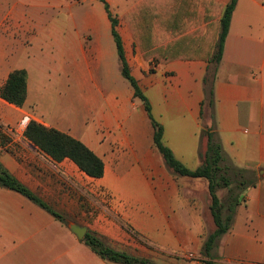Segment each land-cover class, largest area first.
<instances>
[{"label": "crops", "instance_id": "0c3cea01", "mask_svg": "<svg viewBox=\"0 0 264 264\" xmlns=\"http://www.w3.org/2000/svg\"><path fill=\"white\" fill-rule=\"evenodd\" d=\"M69 1L0 5V89L12 72L28 74L23 107L0 97V163L63 218L0 187V264H104L70 232L73 223L132 257L155 261L157 252L196 254L214 230L207 181L176 176L158 153L144 105H136L132 86L121 81V69L119 74L113 69L118 52L102 3L75 0L89 7L71 13L67 26L58 9ZM105 1L118 19L131 75L164 128V144L196 170L206 150L203 80L218 37L208 27L215 16L219 20L216 4L231 0ZM48 87L103 99L95 123L42 116L50 109L44 103ZM214 97L221 167L238 171L247 185L225 234L226 256L218 263L249 256L247 261L264 264L255 245L264 239V0H238ZM32 120L84 143L104 162V177L91 178L71 160L56 162L41 152L24 136Z\"/></svg>", "mask_w": 264, "mask_h": 264}, {"label": "trees", "instance_id": "16d2710c", "mask_svg": "<svg viewBox=\"0 0 264 264\" xmlns=\"http://www.w3.org/2000/svg\"><path fill=\"white\" fill-rule=\"evenodd\" d=\"M109 15L112 24V35L116 43L118 56L121 63L122 76L130 83L134 91V98L139 99L144 105L148 114L152 128L154 130L153 143L158 153L163 158L166 166L172 173L179 177L191 179H203L208 183V194L210 197V212L214 222V230L206 238L200 254L206 258L204 264H217L213 254L217 242L221 236L227 234L231 228L235 202H231L227 207L220 200L218 191L229 186V181L225 177V171L221 167L224 159L222 147L216 138L215 133V97L214 86L217 77L219 65L223 59L226 37L229 32L233 13L236 9L238 0H231L227 5L216 4L219 11V20L215 16L209 17L212 20L209 30L215 28L218 31V37L215 39L212 56L209 60V67L204 77L205 99L202 102V120L206 125L202 137L206 140V150L200 153L202 165L196 170H191L176 159L172 150L163 142L164 128L158 123L153 115L152 108L148 98L144 95L137 80L131 75L130 68L125 59V53L121 38L117 32L118 19L112 16L108 3L105 0H99ZM218 20V21H217ZM0 97L16 107H23L28 97V74L26 70H16L12 72L2 89ZM207 123H209L207 125ZM24 136L31 141L41 152L51 157L56 162L69 159L74 162L78 168L91 178L101 179L104 177L105 165L93 151L84 143L56 129H50L44 125L30 121L24 132ZM254 186V184L252 185ZM0 187L15 191L41 208L48 211L56 219L63 222V218L53 211L46 203L31 193L25 186L19 183L0 163ZM225 208L227 213H225ZM84 242L96 253L103 261L110 264H148L149 262L140 258L132 257L124 252H117L108 247L104 240L90 233L84 239Z\"/></svg>", "mask_w": 264, "mask_h": 264}, {"label": "rangeland", "instance_id": "374dc122", "mask_svg": "<svg viewBox=\"0 0 264 264\" xmlns=\"http://www.w3.org/2000/svg\"><path fill=\"white\" fill-rule=\"evenodd\" d=\"M129 2V1H127ZM0 5H2V0H0ZM102 11H105L103 4L100 5ZM89 4H75V0H71V2H67L66 4H63L62 8H59L58 11H60V19L65 23V25H69V19L71 18V13L73 15L77 14L79 15V12L88 9ZM1 10V8H0ZM55 12H57L55 10ZM80 19H78L79 22ZM114 66L113 69L115 70L116 73H120V69H121V65L118 59V54H116L114 60ZM101 75L104 76V67L101 68ZM101 79V78H100ZM102 81V79H101ZM123 83L126 84L127 87H131L130 83L125 79L122 78L121 80ZM47 84H49V82H47ZM95 82L92 83V85H94ZM103 83H100V85H102ZM50 89V87H48ZM46 92H44V103L46 108L50 107V109H44V115L42 116H46V117H54V116H62V117H67L68 119H72L74 116H78L81 119H85L87 122L89 121L90 123H88V126H92L95 122V117L96 115V109L100 108L102 106V102L103 99L101 98H89L87 96H82L81 93L79 91L76 92L75 95H73V93L68 92V89H64L59 91L54 90V89H50L47 93V95H45ZM136 105L138 107H140L142 105L140 100H136ZM88 109V111H85L86 108ZM46 110V111H45ZM103 132H99V134L101 135ZM102 138L104 139V135L102 134ZM223 168V167H222ZM225 177L227 178V180L229 181V186L225 187L224 184L222 185V188L218 191V196L220 198V200L225 204V206L227 207L228 205H230V202L233 200L235 202V197H237L238 200H242L243 198V192L245 190V188L247 187L246 183L243 184V182H245L244 178L242 176H240V173L236 170H234L233 168H228V172L225 173ZM199 181V180H197ZM243 181V182H242ZM251 181V180H250ZM232 199V200H231ZM203 200V199H202ZM225 213H227L226 208H225ZM208 228V227H207ZM211 231V229H210ZM230 231V230H229ZM226 236H221L217 242V245L215 247V253L214 256L216 258V263H218V261L222 258H224L226 256V252H225V248L223 246V244L226 242ZM255 245L257 246L256 248L259 249V254L263 253V257H264V239H258L255 240ZM184 252L183 251H178L175 252L173 251L172 254L174 255H169L167 253H162V252H157L158 255V259L153 261V260H148V259H143L148 261V264H185V261L183 258L178 257L179 255H182ZM193 255H196L198 257H200L201 260V264H204V261L206 260V258L204 256H202L200 254V251L197 252L196 254L191 253ZM245 259H240V262H243L245 264H261V261H253L254 263H251L249 261H247L249 259V256H245L242 257ZM261 257L258 256V259H260ZM238 261V260H237ZM104 264H110L106 261H104Z\"/></svg>", "mask_w": 264, "mask_h": 264}, {"label": "water", "instance_id": "95a60500", "mask_svg": "<svg viewBox=\"0 0 264 264\" xmlns=\"http://www.w3.org/2000/svg\"><path fill=\"white\" fill-rule=\"evenodd\" d=\"M69 230L73 233L78 240H84L88 234V227L76 223L69 225Z\"/></svg>", "mask_w": 264, "mask_h": 264}, {"label": "built area", "instance_id": "2783aa9c", "mask_svg": "<svg viewBox=\"0 0 264 264\" xmlns=\"http://www.w3.org/2000/svg\"><path fill=\"white\" fill-rule=\"evenodd\" d=\"M183 259L185 261V264H201V260H202L200 259V257L193 255L191 253L184 255ZM224 264H245V263L240 261H231Z\"/></svg>", "mask_w": 264, "mask_h": 264}]
</instances>
